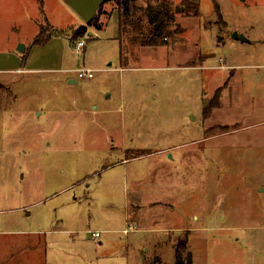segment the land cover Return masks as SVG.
<instances>
[{
	"label": "rangeland",
	"instance_id": "rangeland-1",
	"mask_svg": "<svg viewBox=\"0 0 264 264\" xmlns=\"http://www.w3.org/2000/svg\"><path fill=\"white\" fill-rule=\"evenodd\" d=\"M42 2L0 0V264H31L17 252L38 232L46 264H174L185 237L191 264H264V0H201L130 68L114 24L71 43L80 19ZM220 58L245 66L241 117L209 110L231 81Z\"/></svg>",
	"mask_w": 264,
	"mask_h": 264
},
{
	"label": "trees",
	"instance_id": "trees-1",
	"mask_svg": "<svg viewBox=\"0 0 264 264\" xmlns=\"http://www.w3.org/2000/svg\"><path fill=\"white\" fill-rule=\"evenodd\" d=\"M200 1L183 0L180 6L174 8L173 4L167 0H113L119 13L118 41L121 62L126 51L123 41H126V45L129 47L137 46L143 48L165 47L168 46L169 42L176 43L178 36L183 33L176 23L177 16L198 17ZM139 2H144V6H140ZM42 4L43 2L40 0V5L42 6ZM214 8L215 14L221 19L220 8L216 3L214 4ZM101 12L102 6L88 26H92L97 30L101 28L99 24ZM86 31V27L77 28L71 36L70 42H76L86 34ZM53 35L54 32L43 36L40 27V32L35 38L33 45H43ZM219 97V95H216L214 103H211L209 106V110L219 108ZM224 130L226 129L222 131ZM187 245V237L174 245V264H191L192 256L187 250ZM155 262L158 263L159 259H155Z\"/></svg>",
	"mask_w": 264,
	"mask_h": 264
},
{
	"label": "crops",
	"instance_id": "crops-1",
	"mask_svg": "<svg viewBox=\"0 0 264 264\" xmlns=\"http://www.w3.org/2000/svg\"><path fill=\"white\" fill-rule=\"evenodd\" d=\"M24 0H21V2H23ZM56 4V7L58 10L62 11V13L66 14L67 12H73L69 6L66 4V0H53ZM113 1H109V2H106L102 5V10L104 12H110V16L108 17L107 16V19L104 23V16H100L99 17V24L101 25V28L99 30L95 29L94 27L92 26H88L86 25L74 12V14L80 19V23L78 25H76V28H79V27H86V33L89 34V31L90 30H96L98 32H102L104 31L111 23L115 25V35L113 36L114 37V41L118 42V37H119V32H118V24H119V13H118V9L117 7H113ZM108 8L110 9L109 11ZM115 8V9H114ZM69 10V11H68ZM103 13L101 12V15ZM97 15V14H96ZM33 16V14H30L29 17ZM36 21H38L36 19ZM47 26H50V25H47ZM35 28H37V25H35ZM51 29L52 32H54V30L52 29V27L50 26L49 27ZM39 32H40V28H39ZM236 33L241 34L243 37H244V33L241 32V31H236ZM51 34V33H50ZM38 35H36L35 37H37ZM35 37L33 38V40L35 39ZM51 39V38H50ZM32 40V41H33ZM126 42V41H125ZM124 46H126V51H125V56L124 58V62L122 63L123 67H126V68H130V66L127 65V57L128 55L130 54L131 58H133V54L136 53V49L134 50V47H130L128 45H126L125 43H123ZM120 47V45H119ZM85 48V46H84ZM82 48V49H84ZM140 50H144V49H156L158 47H152V48H143V47H138ZM24 53H26L29 49V45L26 46V48H24ZM120 50V49H119ZM206 55H208V58L204 61L203 63V69L207 68V66H209V68L207 69H210V64L209 62L215 58V55L212 54V53H207ZM142 59V58H141ZM219 62H223V69L221 70H226L228 71V74H231V81L228 85V87L224 90L223 92V95H222V101H221V104L219 106V108H217L214 112V114L218 113V112H224V114H227L228 116H232V114L236 115V116H243L242 114V108H239L237 106L240 105V103L244 104V100H245V97H244V92L247 90L246 87L244 86L243 82L242 84L239 82L242 80V78L240 77L239 79V76H240V73L239 71L242 70L243 68H245V66H241L238 62H234V61H231V60H226V59H219ZM207 64V66H206ZM126 65V66H125ZM212 67V66H211ZM190 69H202V68H199V67H192ZM208 74H211V73H208ZM212 75V74H211ZM207 76H210V75H207ZM71 83H74L73 81H71ZM242 90V91H241ZM237 110H239V114L237 112ZM191 117H193L192 115H190ZM214 116V115H213ZM223 123V122H221ZM264 124V120L262 122H259V125H262ZM255 125V124H254ZM257 125V124H256ZM264 126V125H263ZM129 220V218H128ZM126 229L125 230H129L128 234H124L123 231V235L125 236H129L132 232H135L137 231V228L135 226H132L130 224H128L127 226H125ZM133 228H135V230H133ZM180 228V227H179ZM177 229V230H183L185 229V227H182L181 229ZM186 230L189 232L192 230L190 228H186ZM97 232V231H96ZM60 233H63L62 231L60 230H52L51 232L49 231L48 234L51 235V236H55V235H58ZM100 233V237L98 239H95L91 236V233L89 234L91 239L94 240V241H100L102 238H103V231L102 232H98ZM42 233H39L38 232V239L36 242H32L31 243V248L30 250H26L25 252L23 251L24 248H22L23 250H21V252H17V255H20L22 257H25V260L28 259L29 262L31 264H46V251L48 250V247L51 245L50 243H47V242H41L39 240V237L41 236ZM18 237L19 236H25V235H17ZM17 240V239H16ZM15 240V241H16ZM188 240V239H187ZM102 241V240H101ZM9 243H6V242H1L0 243V262H5L8 260V257L12 256V252L10 251L9 249V246H8ZM99 245L101 246L102 245V242L99 243ZM29 249V248H28ZM25 255V256H24Z\"/></svg>",
	"mask_w": 264,
	"mask_h": 264
},
{
	"label": "water",
	"instance_id": "water-1",
	"mask_svg": "<svg viewBox=\"0 0 264 264\" xmlns=\"http://www.w3.org/2000/svg\"><path fill=\"white\" fill-rule=\"evenodd\" d=\"M109 1L113 0H66V4L86 25H88L95 18L100 7ZM232 38L246 42V39L236 32L233 34ZM24 50V47L20 45L17 51L19 53H24Z\"/></svg>",
	"mask_w": 264,
	"mask_h": 264
},
{
	"label": "built area",
	"instance_id": "built-area-1",
	"mask_svg": "<svg viewBox=\"0 0 264 264\" xmlns=\"http://www.w3.org/2000/svg\"><path fill=\"white\" fill-rule=\"evenodd\" d=\"M84 45H85L84 42H78L75 46V49L81 50L82 48H84ZM78 76H79V78H92L93 72L90 70H81V71H78ZM129 230H131V229H129ZM129 230L127 229L123 233L128 234ZM91 236L95 239H98L100 237V233L94 232V233H91Z\"/></svg>",
	"mask_w": 264,
	"mask_h": 264
}]
</instances>
